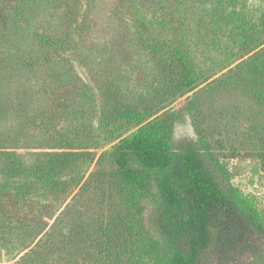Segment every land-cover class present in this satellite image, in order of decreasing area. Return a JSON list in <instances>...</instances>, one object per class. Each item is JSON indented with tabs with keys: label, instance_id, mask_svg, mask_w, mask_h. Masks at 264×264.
<instances>
[{
	"label": "trees",
	"instance_id": "16d2710c",
	"mask_svg": "<svg viewBox=\"0 0 264 264\" xmlns=\"http://www.w3.org/2000/svg\"><path fill=\"white\" fill-rule=\"evenodd\" d=\"M113 1L101 28L99 0H0V264H264L256 205L201 128L245 119L264 167V12L194 0L231 33L232 67L189 103L197 145L176 147L167 108L211 79L200 27L187 0Z\"/></svg>",
	"mask_w": 264,
	"mask_h": 264
},
{
	"label": "rangeland",
	"instance_id": "374dc122",
	"mask_svg": "<svg viewBox=\"0 0 264 264\" xmlns=\"http://www.w3.org/2000/svg\"><path fill=\"white\" fill-rule=\"evenodd\" d=\"M113 3V0H99L95 15L99 27L107 28L111 25L110 12ZM236 9L244 11L250 17L256 18L264 12V0H245L238 3ZM179 13L188 22L189 28L195 24L200 27V32L197 31L196 27H193L196 39L193 40L194 47L191 50L199 61V74L211 76V79L200 85L194 91L195 93L193 92L194 94L190 93L175 100L167 108L168 111L177 114L174 137L176 147H182L186 144L197 145L195 124L197 122L200 123L201 119L193 118L189 111V103L195 97V94H197V97L205 95L204 92L199 90L202 88L208 90L218 84L217 78H221L232 67L224 69L230 60L229 58H232V53L225 52V50L230 49L226 45H228L227 38L231 36V33L229 32V34L226 30L223 33L222 30L220 31L216 27L214 24L215 19L213 18L215 11L211 7H205L197 1L187 0V3L179 9ZM186 31L192 34V29ZM216 34H218V37H216ZM198 35L202 37V40L198 38ZM78 71L83 78L88 79L87 73L82 67L79 66ZM249 127L245 119H242L240 122L235 123H230L229 120H215L210 124L203 123L201 128L209 136L208 141L211 144L214 155L230 172L233 185L244 196L254 201L264 224V167L262 162L250 150L246 141L244 134L247 133V128ZM138 128L139 126L132 125L128 130L121 132L120 136L131 138ZM145 218L148 227L154 236L157 237L158 234L155 231L157 217L151 206H147ZM144 264H154V259L148 257Z\"/></svg>",
	"mask_w": 264,
	"mask_h": 264
}]
</instances>
